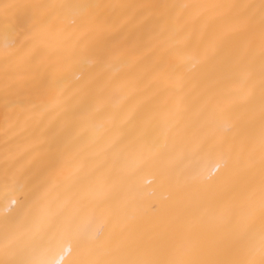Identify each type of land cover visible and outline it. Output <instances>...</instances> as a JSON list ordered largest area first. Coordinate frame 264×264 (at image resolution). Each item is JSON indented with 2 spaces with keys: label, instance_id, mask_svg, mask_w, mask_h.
<instances>
[{
  "label": "bare ground",
  "instance_id": "obj_1",
  "mask_svg": "<svg viewBox=\"0 0 264 264\" xmlns=\"http://www.w3.org/2000/svg\"><path fill=\"white\" fill-rule=\"evenodd\" d=\"M0 264H264V0H0Z\"/></svg>",
  "mask_w": 264,
  "mask_h": 264
}]
</instances>
